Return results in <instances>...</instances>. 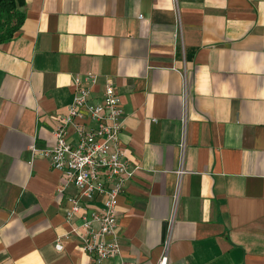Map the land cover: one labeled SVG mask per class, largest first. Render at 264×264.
<instances>
[{
  "label": "crops",
  "instance_id": "crops-1",
  "mask_svg": "<svg viewBox=\"0 0 264 264\" xmlns=\"http://www.w3.org/2000/svg\"><path fill=\"white\" fill-rule=\"evenodd\" d=\"M24 1L0 43V264H96L70 228L100 200L68 221L76 190L40 153L88 71L137 166L100 264H156L165 242L168 264H264V0Z\"/></svg>",
  "mask_w": 264,
  "mask_h": 264
},
{
  "label": "built area",
  "instance_id": "built-area-1",
  "mask_svg": "<svg viewBox=\"0 0 264 264\" xmlns=\"http://www.w3.org/2000/svg\"><path fill=\"white\" fill-rule=\"evenodd\" d=\"M97 82V74L91 71L73 76L74 94L66 113L58 118L53 131L55 143L40 153L63 174L58 191L63 193L69 185L76 190L67 197L71 203L65 214L68 221L86 209L88 202L100 200L99 207L89 216L81 214V222L70 228L79 239V249L100 264L120 252L117 199L137 166H130L119 143L123 110L115 85L107 78L95 97ZM182 97L185 114V85ZM167 246L165 242L156 264H168ZM55 247L62 248L59 240Z\"/></svg>",
  "mask_w": 264,
  "mask_h": 264
},
{
  "label": "trees",
  "instance_id": "trees-1",
  "mask_svg": "<svg viewBox=\"0 0 264 264\" xmlns=\"http://www.w3.org/2000/svg\"><path fill=\"white\" fill-rule=\"evenodd\" d=\"M24 0H0V43L13 38L22 24Z\"/></svg>",
  "mask_w": 264,
  "mask_h": 264
}]
</instances>
